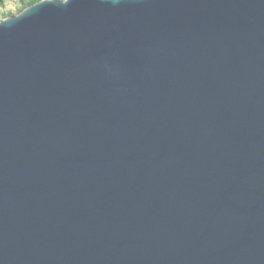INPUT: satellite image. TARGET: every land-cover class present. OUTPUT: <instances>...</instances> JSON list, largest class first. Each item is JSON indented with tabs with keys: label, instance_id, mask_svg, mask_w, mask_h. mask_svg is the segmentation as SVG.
<instances>
[{
	"label": "water",
	"instance_id": "obj_1",
	"mask_svg": "<svg viewBox=\"0 0 264 264\" xmlns=\"http://www.w3.org/2000/svg\"><path fill=\"white\" fill-rule=\"evenodd\" d=\"M0 264H264V0L0 21Z\"/></svg>",
	"mask_w": 264,
	"mask_h": 264
},
{
	"label": "rangeland",
	"instance_id": "obj_2",
	"mask_svg": "<svg viewBox=\"0 0 264 264\" xmlns=\"http://www.w3.org/2000/svg\"><path fill=\"white\" fill-rule=\"evenodd\" d=\"M30 1L31 0H0V21L19 15L22 11L31 6Z\"/></svg>",
	"mask_w": 264,
	"mask_h": 264
},
{
	"label": "trees",
	"instance_id": "obj_3",
	"mask_svg": "<svg viewBox=\"0 0 264 264\" xmlns=\"http://www.w3.org/2000/svg\"><path fill=\"white\" fill-rule=\"evenodd\" d=\"M39 1H41V0H31L30 1V5L35 4V3L39 2Z\"/></svg>",
	"mask_w": 264,
	"mask_h": 264
}]
</instances>
